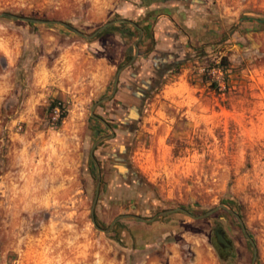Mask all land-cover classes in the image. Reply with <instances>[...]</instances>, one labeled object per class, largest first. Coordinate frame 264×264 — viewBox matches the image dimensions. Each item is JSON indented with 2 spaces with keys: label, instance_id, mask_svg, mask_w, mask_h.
<instances>
[{
  "label": "rangeland",
  "instance_id": "1",
  "mask_svg": "<svg viewBox=\"0 0 264 264\" xmlns=\"http://www.w3.org/2000/svg\"><path fill=\"white\" fill-rule=\"evenodd\" d=\"M191 1L167 10L174 26L162 39L180 63L138 121L117 108L123 76L160 64L147 36L115 96L93 110L113 135L94 147L96 167L89 149L110 132L90 108L110 94L137 30L115 23L85 40L57 24L0 18V264H211L208 254L213 264H250L252 248L223 209L198 220L179 211L114 220L177 207L196 216L219 204L241 216L254 264H264V0ZM144 3L0 0V12L87 35L116 19L152 26L162 8ZM52 100L66 112L56 128ZM96 174L94 220L100 229L113 222L108 233L89 220Z\"/></svg>",
  "mask_w": 264,
  "mask_h": 264
},
{
  "label": "water",
  "instance_id": "2",
  "mask_svg": "<svg viewBox=\"0 0 264 264\" xmlns=\"http://www.w3.org/2000/svg\"><path fill=\"white\" fill-rule=\"evenodd\" d=\"M152 1H154V0H152ZM0 18H8V19H12V20H17V21L25 22V23L57 24V25H60V26H62L64 28H66L67 30L71 31L72 33L78 35L79 37H81V38H83L85 40H91L98 33H100L104 28H106L108 26H111V25H113L115 23H125V24H128V25L132 26L133 28H135L138 31V35H137L136 39L134 40V42L132 43V48H133L132 56H131V58L125 64H123L122 66H120L116 70V72H115V74L113 76V82H112V88H111L110 94L108 96H105V97L97 100L96 102H94L92 104L91 108H90L89 116L91 118L96 119L99 122H101L109 130V132H110V135L109 136L100 137L97 140H95L93 142V144L91 145L90 149H89V158H90L91 162L93 163V165L96 167L97 164H96V161H95V159H94V157L92 155L93 149H94V147L101 140L112 136V132H111V130L109 129L108 125L105 122H103L102 120H100L99 118H97L93 114V110L95 109V107L99 103L108 101L112 97V95H113V93L115 91L116 85H117V80H118L119 73L122 70H124L125 68L129 67L135 61V59L137 57V42L141 38V30H140V28L134 22H131L129 20H126V19H116V20H111V21L105 22L104 24H102L101 26H99L96 30H94L93 32H91L90 34L84 35L81 32H79L76 29H74L72 26H70V25H68V24H66L64 22H61V21L42 20V19H37V18H29V17H24V16H19V15L11 14V13H8V12H0ZM98 184H99V176H98V174H96V176H95V191H94L93 199H92L91 206H90V209H89V220H90L93 228H95L96 230H99V231H101L103 233H108L109 230H110V228H111V226H112V223L113 222H111L106 229H100L95 224V220H94V206H95V202H96V198H97V193H98ZM219 209L225 210L229 215H231L236 220L242 236L245 238V240L250 244V246L252 248V257H251L250 264H254L255 263V259H256V249H255V246H254L253 241L251 240V238L249 237V235L246 233V230L244 228V225L242 223V220L240 219V217L233 210H231L229 208H226L222 204H219V205H217V206H215V207L207 210L203 214L196 215V216L195 215H192L190 212H188V211H186V210H184V209H182L180 207H177V208L162 210V211L156 213L154 216H152L149 219H142V218H140L138 216H135V215H119L114 220L123 219V218H133V219H136V220L141 221V222H151V221H153V220H155V219H157L159 217L165 216L167 214H170V213H173V212H176V211L182 212L185 215L191 217L192 219L198 220V219H202V218L207 217L208 215L212 214L213 212H215V211H217ZM215 237H216V240H217V242L219 244H221L223 246H226L225 241L223 240V238L221 237V235L218 232L215 233Z\"/></svg>",
  "mask_w": 264,
  "mask_h": 264
},
{
  "label": "flooded vegetation",
  "instance_id": "3",
  "mask_svg": "<svg viewBox=\"0 0 264 264\" xmlns=\"http://www.w3.org/2000/svg\"><path fill=\"white\" fill-rule=\"evenodd\" d=\"M140 58L141 56L137 52L136 59L138 60ZM175 58L176 57L174 55H165L164 61H160L159 66H152L151 69L144 71V73L139 71L141 69V64H137L136 73H128L124 75L122 81L125 84V88L123 89L125 92V96L124 99H120V108L117 109L124 110V106H127L128 108L126 109V114H128L131 118L137 117L138 121L143 104L146 101L147 96L151 94L153 90L156 89L158 83L168 74L170 68L180 63L173 62V59ZM116 93L117 89L115 88V91L109 100H111ZM111 110L116 111V109ZM108 123H110V121H108ZM108 126L110 125L108 124Z\"/></svg>",
  "mask_w": 264,
  "mask_h": 264
},
{
  "label": "crops",
  "instance_id": "4",
  "mask_svg": "<svg viewBox=\"0 0 264 264\" xmlns=\"http://www.w3.org/2000/svg\"><path fill=\"white\" fill-rule=\"evenodd\" d=\"M141 1L145 2L144 6L147 7L149 12L152 11V9L153 10L158 9L159 7L162 8L163 12L158 15L157 20L154 22L152 26L147 27L146 26L147 22L145 21L143 22L145 26H140L139 28L141 30L140 39L143 40L147 36L148 40L154 43L153 50L151 52H154L157 56H159L160 61L162 60L164 61L165 55L172 56L170 53L173 52L172 51L173 47L166 44V42L162 39V36H166V32L169 29H171V27L174 26L171 21L172 18L169 15V13H167V10L168 8H170V6L174 8L176 7V5H179L180 0H154V1L141 0ZM138 13H141V11H139ZM140 49H141L140 46H137V50H139V53H141ZM140 56L142 58L141 54ZM141 69H142V66H141ZM213 85H216L215 82L213 83ZM256 105L260 109V113L264 114V80H263L262 87H261V101L257 102ZM208 258H209L210 263L213 264L214 263L213 257L210 254H208ZM173 260H175V258H171V261Z\"/></svg>",
  "mask_w": 264,
  "mask_h": 264
},
{
  "label": "trees",
  "instance_id": "5",
  "mask_svg": "<svg viewBox=\"0 0 264 264\" xmlns=\"http://www.w3.org/2000/svg\"><path fill=\"white\" fill-rule=\"evenodd\" d=\"M191 2H196V1L192 0ZM219 67H221L220 69L223 70L222 65H219ZM54 108H58V111H59L58 116H57V119L55 122H53V123L50 122V123L53 127L56 128L58 125H60L61 121L65 118L66 112H65V109L62 106L61 102H59L58 100H52L49 103L47 110L49 111V113H51ZM236 214L241 218V216L238 213H236Z\"/></svg>",
  "mask_w": 264,
  "mask_h": 264
},
{
  "label": "built area",
  "instance_id": "6",
  "mask_svg": "<svg viewBox=\"0 0 264 264\" xmlns=\"http://www.w3.org/2000/svg\"><path fill=\"white\" fill-rule=\"evenodd\" d=\"M222 70L219 69V68H216V69H211L209 72L211 73H214V72H217V73H220ZM58 108H54L53 111L51 112L52 116L50 117V121L51 123L55 122L56 119H57V116H58Z\"/></svg>",
  "mask_w": 264,
  "mask_h": 264
}]
</instances>
